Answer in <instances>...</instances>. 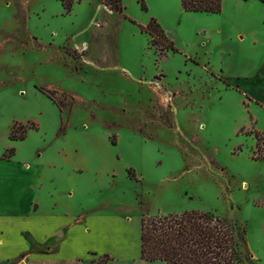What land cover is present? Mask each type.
I'll return each instance as SVG.
<instances>
[{
  "label": "rangeland",
  "instance_id": "374dc122",
  "mask_svg": "<svg viewBox=\"0 0 264 264\" xmlns=\"http://www.w3.org/2000/svg\"><path fill=\"white\" fill-rule=\"evenodd\" d=\"M120 3L0 0L1 157L13 147V161L58 176L43 188L60 203L130 218L123 244L91 264H165L140 259L136 220L190 209L244 229L247 263L264 264V108L240 87L262 52L264 3L222 0L215 14ZM151 18L166 40L141 31ZM22 126L33 127L10 139ZM60 154L79 159L76 172Z\"/></svg>",
  "mask_w": 264,
  "mask_h": 264
},
{
  "label": "crops",
  "instance_id": "0c3cea01",
  "mask_svg": "<svg viewBox=\"0 0 264 264\" xmlns=\"http://www.w3.org/2000/svg\"><path fill=\"white\" fill-rule=\"evenodd\" d=\"M262 15L259 19L261 25ZM260 44L262 52L256 72L242 78L240 87L248 95L250 103L264 108V42L260 41ZM58 160L68 163L71 172H76L75 169L80 167L78 158L60 154ZM2 163L15 165L0 171V261H11L26 255L25 264H48L51 261L78 264L84 259L91 264L94 254L111 256L110 245L117 242V245H122L120 240H124L131 231L132 222L123 215L76 210L70 201L58 202L54 194L43 188L47 181L59 182L58 176H42L29 163L15 162L12 157L5 160L0 155V165ZM49 167L60 171L63 169L57 162H51ZM35 189L41 191L44 199L40 201L34 197ZM72 193L68 194L69 199ZM136 231L140 257L139 218L136 220ZM116 233H119L118 239H115ZM93 239L102 243H94ZM35 244L41 246L42 250L32 252Z\"/></svg>",
  "mask_w": 264,
  "mask_h": 264
},
{
  "label": "trees",
  "instance_id": "16d2710c",
  "mask_svg": "<svg viewBox=\"0 0 264 264\" xmlns=\"http://www.w3.org/2000/svg\"><path fill=\"white\" fill-rule=\"evenodd\" d=\"M61 1L70 10L74 0ZM259 1L264 3V0ZM180 2L184 10L192 12L215 14L222 7V0ZM116 4L117 10H120V0H116ZM142 7L145 8L143 3ZM141 31L151 35L157 32L166 40L163 30L154 18L141 27ZM167 44L168 48L173 49L171 42L167 41ZM43 92L46 93L44 90ZM31 127L33 126H22L18 136L11 132L9 138L23 139L24 133ZM255 136L260 138L257 133ZM5 151L7 154L3 153L1 158L9 160L14 154V148ZM254 159H264V152ZM245 244L244 229L210 210L190 209L179 213L143 215L140 218V257L145 261L160 260L166 264H248Z\"/></svg>",
  "mask_w": 264,
  "mask_h": 264
}]
</instances>
